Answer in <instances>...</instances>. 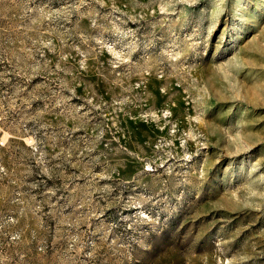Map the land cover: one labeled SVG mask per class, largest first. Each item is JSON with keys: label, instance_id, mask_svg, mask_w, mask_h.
<instances>
[{"label": "rangeland", "instance_id": "rangeland-1", "mask_svg": "<svg viewBox=\"0 0 264 264\" xmlns=\"http://www.w3.org/2000/svg\"><path fill=\"white\" fill-rule=\"evenodd\" d=\"M0 264H264V0H0Z\"/></svg>", "mask_w": 264, "mask_h": 264}]
</instances>
